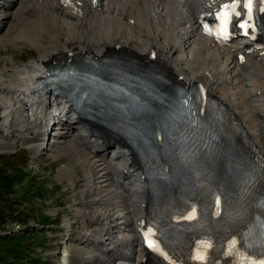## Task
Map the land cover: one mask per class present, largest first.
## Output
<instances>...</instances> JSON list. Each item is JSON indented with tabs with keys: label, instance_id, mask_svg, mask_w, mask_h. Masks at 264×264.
Here are the masks:
<instances>
[{
	"label": "bare ground",
	"instance_id": "6f19581e",
	"mask_svg": "<svg viewBox=\"0 0 264 264\" xmlns=\"http://www.w3.org/2000/svg\"><path fill=\"white\" fill-rule=\"evenodd\" d=\"M236 1L0 0V47L37 54L23 67H0V131L19 137L16 144L3 138L0 149L21 143L35 158H67L58 176L73 191L81 188L73 211L81 225L70 231L76 224L64 219L65 236L74 237L65 264H147L142 227L149 184L128 148L96 134L42 81L61 64L87 66L113 53L157 64L178 83L198 85L217 99L264 159V47L245 39L220 48L203 31L205 21ZM213 185L208 172L210 194ZM260 222L264 209L249 201L242 221L230 223L227 242L254 259L263 239ZM220 230L215 218L211 233Z\"/></svg>",
	"mask_w": 264,
	"mask_h": 264
},
{
	"label": "rangeland",
	"instance_id": "374dc122",
	"mask_svg": "<svg viewBox=\"0 0 264 264\" xmlns=\"http://www.w3.org/2000/svg\"><path fill=\"white\" fill-rule=\"evenodd\" d=\"M18 27L16 30H19ZM36 55V52L29 48L1 46L0 67H23L36 59ZM262 123L264 124V121ZM56 128H49V131L52 130L51 136L57 133ZM0 132L1 145H5L3 138H6L9 144L19 142V137L14 132L9 137ZM53 143L51 139L48 142L52 145ZM2 148L0 264H65L67 247L71 246L70 241L74 240V237H67L65 234L68 229L77 230V226L81 225L80 220L74 219L76 217L73 215L79 203L78 195L75 194L79 193L81 188L78 186L73 191L71 184L58 176L60 170L68 163L67 158L58 159L52 153L35 158L21 143L16 149ZM67 217L72 218L73 224H76L73 228L64 229V219Z\"/></svg>",
	"mask_w": 264,
	"mask_h": 264
},
{
	"label": "snow or ice",
	"instance_id": "6c2138e0",
	"mask_svg": "<svg viewBox=\"0 0 264 264\" xmlns=\"http://www.w3.org/2000/svg\"><path fill=\"white\" fill-rule=\"evenodd\" d=\"M247 8H248V16H249V19H251V7H252V0H248L247 4L245 5ZM236 7L235 4L233 5H224V8L225 9H232L234 10ZM261 10H264V9H261ZM237 16H239V13H235ZM230 16H231V11L229 12H225V13H222L221 16H220V19L222 20L223 24L225 25V27L227 26V24L229 23V20H230ZM248 25L242 23L240 24V27L241 28H246ZM150 247L152 245H149Z\"/></svg>",
	"mask_w": 264,
	"mask_h": 264
}]
</instances>
